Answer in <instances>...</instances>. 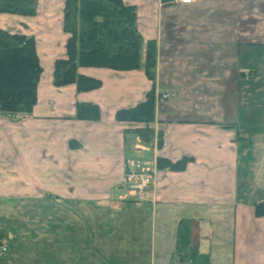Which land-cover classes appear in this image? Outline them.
<instances>
[{
	"label": "crops",
	"instance_id": "1",
	"mask_svg": "<svg viewBox=\"0 0 264 264\" xmlns=\"http://www.w3.org/2000/svg\"><path fill=\"white\" fill-rule=\"evenodd\" d=\"M7 1L0 29L33 37L42 70L32 112L0 114V264H264V0H123L156 42L155 79L79 67L101 81L88 91L54 84L65 0ZM152 88L148 145L146 124L115 114ZM79 103L99 118H76ZM139 159L154 183L132 193Z\"/></svg>",
	"mask_w": 264,
	"mask_h": 264
},
{
	"label": "trees",
	"instance_id": "2",
	"mask_svg": "<svg viewBox=\"0 0 264 264\" xmlns=\"http://www.w3.org/2000/svg\"><path fill=\"white\" fill-rule=\"evenodd\" d=\"M0 8L16 10L7 0ZM63 30L68 37L65 56L54 64V84L57 86L73 83L79 91L100 87L99 79L79 73V67L120 71L141 67L142 38L136 27L135 7L123 0H65ZM146 44L143 68L145 74L154 80L156 42L149 40ZM41 70L33 37L0 29V114L28 115L32 112ZM156 98L152 88L143 101L115 114L118 121L146 124L134 129L146 144L154 135L153 129L147 125L155 120ZM99 116L100 109L96 104L77 105L76 118L96 120ZM158 133L160 146L162 133ZM187 161L188 157L176 162L158 158L157 167L182 170ZM254 213L257 217L264 216V200L254 204Z\"/></svg>",
	"mask_w": 264,
	"mask_h": 264
},
{
	"label": "built area",
	"instance_id": "3",
	"mask_svg": "<svg viewBox=\"0 0 264 264\" xmlns=\"http://www.w3.org/2000/svg\"><path fill=\"white\" fill-rule=\"evenodd\" d=\"M183 4L191 3L193 0H174ZM125 181L128 190L132 193H142L154 183L153 174L138 161H126ZM8 250L6 243H0V255Z\"/></svg>",
	"mask_w": 264,
	"mask_h": 264
},
{
	"label": "rangeland",
	"instance_id": "4",
	"mask_svg": "<svg viewBox=\"0 0 264 264\" xmlns=\"http://www.w3.org/2000/svg\"><path fill=\"white\" fill-rule=\"evenodd\" d=\"M147 43V42H146ZM145 42H142V45H141V67H142V69H143V71L145 72V70H144V68H143V63H144V56H145V49H146V44ZM133 70V69H132ZM155 72H156V67H155ZM147 76V75H146ZM147 78L148 79H150L148 76H147ZM150 80H152V79H150ZM150 91V90H149ZM147 94V93H146ZM157 96V95H156ZM159 96V98L160 97H162V98H164L165 97V94H163V95H158ZM157 99V98H156ZM132 124H135V123H132ZM141 139V138H140ZM148 145H149V143H148ZM140 160V163L142 164V166H144V167H146V161L143 159H139ZM125 174H126V172H125ZM125 174H124V178H125ZM5 254V253H4ZM3 254V255H4Z\"/></svg>",
	"mask_w": 264,
	"mask_h": 264
}]
</instances>
